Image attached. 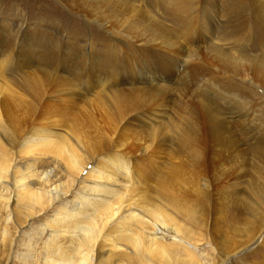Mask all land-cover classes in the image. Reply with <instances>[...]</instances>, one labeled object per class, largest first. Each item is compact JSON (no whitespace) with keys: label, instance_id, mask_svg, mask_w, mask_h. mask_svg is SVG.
Here are the masks:
<instances>
[{"label":"rangeland","instance_id":"obj_1","mask_svg":"<svg viewBox=\"0 0 264 264\" xmlns=\"http://www.w3.org/2000/svg\"><path fill=\"white\" fill-rule=\"evenodd\" d=\"M191 1L199 14L185 19L187 27L182 37L176 39V29L167 17L172 12L173 0H125L123 2L130 9L121 16L104 8L101 0H0V60L2 54L12 52L13 58L2 67H16L17 70L12 74L0 70V79H21L19 75L30 74L40 79L70 81L77 87V91L72 90V97L70 94L66 97L57 94L52 89L53 83L48 84L49 91L40 94L38 99L16 86L23 100L17 101L14 113L22 128L28 129L32 123L44 126L48 123L51 127L63 128L72 143L71 134L74 133L83 143L101 145L105 152L114 148L113 144L119 140L122 143L118 148L122 153L142 163L149 160L148 165L153 163L161 175L174 148H169L167 143L161 153L154 154L150 150L154 145L166 143L163 134L168 127L164 126L172 125L175 131L179 128L181 131L190 124V134L201 147V165H195L192 159L188 161L186 155L174 156L176 163L180 164L182 158L186 160L182 164L186 166L187 179L200 174L209 184L210 198L203 210L200 209V218L199 212L196 213L193 227L196 237L200 235L199 239L203 241L196 242L200 247L199 257L203 264H264V209L251 216L243 213L241 206L243 199H250L252 189L260 194L264 190V145L258 144L250 132L261 130L264 140L261 128L264 120H256L258 115L264 114V103L257 96L264 94V78L245 61H238L236 65L220 62L214 51L228 50L238 58L243 55L246 59L258 57L264 52L261 44L264 32L253 17L256 15L252 0H241L245 2V26L250 39L243 41L246 47L232 49L231 44L223 42L218 33L238 24L236 20L230 22L232 16L229 14L236 8L238 0ZM156 3L161 7H156ZM201 15L210 22H201ZM250 32H253L252 37ZM171 34V41H168ZM94 71L96 76L92 74ZM113 79L116 82L109 83ZM140 79L145 80L140 82ZM97 80L104 85L94 86ZM81 81L87 87L91 85V90L83 89ZM203 81L212 82L220 89L208 87L204 91ZM110 91L123 95L120 106ZM224 91L230 92L227 93L229 97L222 96ZM58 93H63V90H58ZM230 96L237 97V104ZM238 96L244 101L253 99V109L248 107L245 110L247 106H243ZM256 102L259 105H254ZM259 107H262V113ZM208 108L214 110V116L221 122L217 126H223V137L210 131ZM135 112L140 116H149L152 112L164 114L157 121L159 125L163 124L158 140L153 139V132L144 127L145 121L140 120ZM134 118L138 120L134 122ZM54 120L55 123L50 122ZM158 127H155L156 133ZM144 150L149 153L144 155ZM28 160L22 158L21 161ZM36 166V170H42L44 165L38 161ZM59 181L67 182V186L74 185L71 177L61 176ZM227 189L234 190V200L224 194ZM43 222H38V225ZM254 227L257 231L248 242L251 240L248 232ZM33 228L37 227L34 225ZM33 228L20 230L22 237L14 241L8 264H43V247L49 240V231L39 239L30 232ZM15 231V227L11 229L13 235ZM240 244L243 246L222 263V254L229 247ZM6 254L0 246V259H6Z\"/></svg>","mask_w":264,"mask_h":264},{"label":"bare ground","instance_id":"obj_2","mask_svg":"<svg viewBox=\"0 0 264 264\" xmlns=\"http://www.w3.org/2000/svg\"><path fill=\"white\" fill-rule=\"evenodd\" d=\"M101 1L104 8L119 16L130 9L123 2L125 0ZM251 3L255 6L253 10L256 16L253 17H256L258 25L264 32V1L252 0ZM244 4V1L238 0L236 8L229 12L232 16L230 22L233 23L236 20L239 21L238 24L233 29L225 28L218 33L223 42L231 44L232 49L246 47L243 42L248 38ZM171 5L173 6L172 12L167 17L174 25V29H176L174 36L178 39L187 27L185 19H192L199 13L195 3L193 4L191 0H173ZM156 7H161V4L156 3ZM200 17L201 22H210L204 15ZM250 20L253 21L252 18ZM250 33L249 35L252 37L253 32ZM168 37V41H171L172 34ZM262 40L261 44L264 48V33ZM186 42L188 41L186 40ZM175 43L180 44L177 40ZM214 51L216 55L218 54L220 62L236 65L238 61H245L264 78V52L258 57L250 56L246 59L243 57L244 55L241 58L235 57L228 50L218 51L215 49ZM10 53L12 52L1 55L0 70L10 71L12 74L17 71L16 67L9 69L2 67L3 63L13 58ZM92 74L93 76L97 75L95 71ZM19 77L21 79H0V241L2 242L0 246L7 252L6 259H0V264H8L14 241L17 237L20 239L22 237L19 233L20 230L25 227L29 230L34 225L37 228H33L30 232L32 231L34 236L39 239L49 231V240L43 247V264H203L198 255L200 247L197 245L200 243L197 241L202 243L203 241L199 239L200 235L198 238L196 237L193 227L196 224V213L199 212L198 218H200L202 215L200 209L205 207L210 198L209 184L200 174L187 179L186 166L182 164L186 160H182L184 159L182 158L179 164L176 163L174 156L186 155L188 161L192 159L195 165H201V147L199 148V143L190 134V124L185 130L179 131L180 128H176L178 133H175L172 125L164 126L168 127L163 134V137L166 136L163 139L166 143L153 144L154 149L150 151L154 154L163 152V146L167 143H169V145L167 144L169 148H174L173 154L167 157L165 170L160 167L164 170V174L161 175L157 173V168L153 166V163L148 165L149 160L145 159L142 163L141 160H134L133 157L130 158L122 153L118 148L122 143L119 140H116L117 144L110 141L115 147L105 152L100 148L101 145L93 143L88 145L84 141L87 144L85 145L80 141L78 135L71 132L72 128H70V132L74 143L68 139L67 132L63 128L51 127L48 123L45 126L32 123L28 129H23L21 121L16 119L14 113L17 101L23 98L20 97L21 94L16 90V86L19 85L23 92L28 93L34 99H38L40 94L44 95L50 83H53L52 89L57 94L65 97L69 94L72 97L73 92L77 91V87L64 79H40L38 76L30 74L19 75ZM142 80L145 79H140V82ZM114 82H116L115 79L109 83ZM204 83L205 88H202L204 91L211 87L220 89L212 82H208L209 85L207 82ZM81 84L83 89L91 90V85L87 87L84 81H81ZM103 85L101 80H97L94 84L97 87ZM58 90H63V93H58ZM262 90L264 91V89ZM228 92H222V96L229 97L230 92ZM109 93L120 106L119 102L123 95L114 91ZM257 96L264 103V94L263 96L257 94ZM238 97L243 106H247L245 110L253 106V99L250 101L247 98V101L243 99L242 101L240 96ZM236 98H232L234 104H237ZM259 103L261 104V102ZM254 105L259 104L256 102ZM260 108L262 107L258 108L259 111ZM245 110L240 111L244 113ZM31 111L34 113V110ZM207 112L210 131L217 134L216 136L223 137V126L219 125L218 128L219 121L214 116V110L208 108ZM233 113L235 112L233 111ZM260 113L262 112L260 111ZM135 114L137 116L139 112H135ZM245 114L247 115V113ZM262 114L258 115V118L255 117L256 120H264V114ZM163 115V113L152 112L149 116L144 114L137 116H140V120L145 121L144 127L153 132L154 140L158 138L160 126L163 125L158 124V118H163ZM136 120L138 118L133 119L134 122ZM50 122L55 123L56 120ZM156 126H159L158 133L155 132ZM261 128L264 131V127ZM260 131L252 130L250 132H252L254 140L263 146L264 140ZM228 144H231V141ZM143 152L145 155L147 151ZM22 158L29 160L22 162ZM38 161L44 165L42 170H36ZM61 176L73 178L74 185L67 186V182L59 181ZM227 190L224 194L234 200V190ZM251 198L254 200H250ZM236 199H239V196ZM250 199H243L242 212L255 216L264 209V190L260 194L253 192L252 189ZM215 208L220 209L216 206ZM44 220L45 222H43ZM38 222L43 223L38 225ZM262 224L264 225V219ZM200 225L202 227V224ZM14 227L16 231L13 235L11 229ZM255 231L257 230L254 227L248 232L249 239L254 238ZM30 238L34 239L35 237L31 236ZM7 240L8 245L6 244ZM243 244L229 247L226 253L221 256L222 263L232 252L239 250L237 248L242 247ZM245 245L247 244L245 243Z\"/></svg>","mask_w":264,"mask_h":264}]
</instances>
